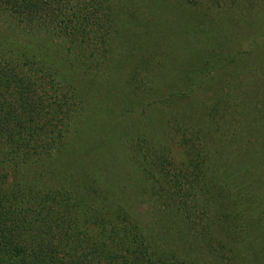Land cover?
<instances>
[{
  "label": "rangeland",
  "instance_id": "374dc122",
  "mask_svg": "<svg viewBox=\"0 0 264 264\" xmlns=\"http://www.w3.org/2000/svg\"><path fill=\"white\" fill-rule=\"evenodd\" d=\"M80 1L79 9L91 2ZM111 1L107 4L111 15L104 17L107 10L103 8L98 14L101 30L84 32L96 39L106 38L105 45L97 42V49L87 46L88 42L81 44L79 36L64 44L44 36L41 26L28 21L14 25L8 14L0 16V36L4 38L0 56L6 57L11 49L15 59L22 56L24 64L14 66V84L22 83L41 93L53 76H65L78 97L83 91L89 95L80 96L76 113L60 116L52 128H43L57 136V145L41 160H29L31 167L24 165L14 174L8 172L4 190L19 181L36 193H53L51 197L58 190L60 194L73 190L66 203L72 201V193L84 202L86 198L94 220L89 219L86 234L75 240L79 241L75 251L80 264H245L233 257L231 235L233 231L243 232L242 224L250 211L235 214L241 222L227 218L223 223L227 232L213 235L215 242L209 238L195 240L192 225L203 227L209 221L208 208L200 202L206 199L198 190L223 177L230 184L237 182L235 188L240 187L250 168L238 170L232 157L243 158L244 166L249 164L253 150H264V0ZM76 3L79 0H69L67 5ZM80 23L70 24L68 34L72 31L74 37ZM103 49V62L93 66L97 71H90L95 78L88 76L81 63H68L70 56L83 50L89 53L91 63V55ZM85 79L91 86L82 91ZM9 93L14 97L16 92ZM17 99L7 97L20 124L14 130L15 137L9 138L8 133L7 138L16 141L17 131H21L19 137H30L33 143L35 128L23 123L24 116L19 119L22 108ZM5 121L0 117V130L2 123L7 127ZM6 145V149L12 148L11 142ZM207 152L209 159L204 156ZM158 158L164 162L157 163ZM165 162L170 163L163 167L171 176L176 169L188 168L199 175L197 187L193 184L186 191L183 185L182 195L188 196L171 197L173 205L183 206L185 202L189 208L184 224L171 217V210L167 217H157L149 198L135 193L139 184L151 185L147 177L162 176L159 165ZM214 173L216 176L211 177ZM2 204L6 213L26 214L35 207L8 198ZM115 206L132 211L139 223L145 224L144 231L150 236L142 237L149 244L146 252L140 234L119 228L116 238L118 227L106 219ZM4 217L5 213L0 223ZM166 219L168 225L163 224ZM179 222L182 229L177 226ZM216 243L225 249L220 250ZM203 255L206 257L202 259ZM248 259L246 264H262L259 259L254 258V263L250 256Z\"/></svg>",
  "mask_w": 264,
  "mask_h": 264
},
{
  "label": "trees",
  "instance_id": "16d2710c",
  "mask_svg": "<svg viewBox=\"0 0 264 264\" xmlns=\"http://www.w3.org/2000/svg\"><path fill=\"white\" fill-rule=\"evenodd\" d=\"M186 1L189 2L193 0ZM197 1L198 0H194V2ZM67 2H69V0H0V16L8 14L9 19L12 20L14 25L17 23L23 24L28 21L30 25L34 23L36 26H41L42 31L44 30V36H52L54 40L59 39L58 41L64 44L68 41H74V39L79 36L81 44L88 42L87 46L90 48H99L96 47L97 42H102L103 45H105L107 42V40L105 41L106 38L96 39L94 35L89 34V32L87 34L84 32L101 30V26L99 22H97V20L100 19L98 14L102 12L101 9L103 8V11L107 10L106 16L104 17L107 18L110 16L112 12L111 9H108L107 4L113 1L91 0L90 3H87L85 7L82 6L81 9H79L80 3L82 4L80 0L79 3H76L73 7L67 5ZM104 17L102 16L101 20H103ZM74 22L81 23L78 27L79 30L76 31L73 37L72 31L68 34L69 30H66V28L70 27V24L73 25ZM59 34H62L63 37H60ZM2 40H4V38L0 36V43ZM9 46L12 47V45ZM103 51L104 49L98 54L91 55L93 60L91 63L88 57L89 53L87 54V51L83 50L81 51L83 54H81L79 51L78 55L70 56L71 59L68 63L70 66H79V63H81V65L84 66L83 68L89 72L88 76L95 78V75L93 73L90 74V71H97L93 66H97L103 62ZM69 52L71 54V51ZM2 53H4V50H2ZM14 55L15 54L12 53L10 49L6 57L0 56V117L5 118V123L8 124L7 127L3 126L4 121H2V129L0 130V218L5 213V217L0 223V264H80L78 260H76L75 251L79 241L76 243L75 240L78 236L86 234V224H89V219L94 220L89 216V211L85 204L86 198L84 202L83 198L72 193V201L66 203V198L71 195L73 190H66L63 194H60L58 190L55 192L54 197H51L53 193H46V191L36 193L22 182L18 184L19 181L13 183L11 186L5 187L7 189L4 190L3 187L5 186V182L3 183V181L7 180L8 172L14 174L24 165L29 168L33 164L29 163V160L33 159L34 161H38L50 154L51 150L57 145V136H54L55 134H50L51 132H45L43 128H52V124L56 122L55 120L60 116L68 117L76 113V108L79 107L78 103L80 96L82 95L81 97L83 98L89 97L88 91L83 90L87 89V85L89 89L91 85L89 84V80L85 79L84 84L80 86L83 88L81 89L83 92H79L80 96L78 97V91L74 89L73 83L65 76L59 78L58 75H56V77L53 76L52 79L50 78L51 81L47 84L46 90H42L43 93H37L32 87L28 88L22 83L14 84V76L12 73L15 68L14 66H24L23 62H21L22 56L19 58V61L15 59ZM9 91L13 93L16 92L14 97L18 99L15 102L22 108V115L19 116V119L24 116L25 119H23V123L25 121V125L29 123L31 125L33 124L35 128L31 133L34 140L33 143L30 137L27 140H24L21 136L19 137L21 131H17L18 137L16 141L7 138L8 133L9 138L15 137L14 130L16 126L20 127V124L17 123L14 118L13 108H10L7 102V97L10 101L14 100V97H12L10 93L8 94ZM36 93L38 94L37 98H35ZM9 118H11V121H8ZM263 128L264 127H262L261 131L262 134L264 133ZM4 134H6L5 139L3 137ZM8 142H11L12 148L6 149V144ZM26 147L28 148L25 150L24 148ZM208 153L209 152L204 155L207 159H209L211 155ZM161 158H158L157 163L159 160L164 162V159ZM232 158H234L236 162L235 166L238 170L246 168L247 166H249L250 169H248V171L246 170L247 172H245L246 176L244 175V178L239 176V178H243L242 181L239 182V184H241L240 187L238 186L235 188L237 182L230 184L228 181H225L224 179H226V177H223L224 175H222L223 178L216 179V183L212 184L213 186L206 187V184H203L204 189L198 191L201 192L202 197L206 199V201L201 200L200 202L204 204L205 208H208L209 221H206L204 224L202 223L203 227H201L200 224H193L192 231L196 230V237H193L195 240L199 238L201 242H204L206 238L215 242V239L212 238L213 235L227 232V230L224 231L223 227V223L227 218L235 217L241 222V219L235 214H239L242 211H250L249 213L247 212L248 218L245 223H241L243 232L233 231L231 235V241L235 243V248L232 251L234 253L233 257L235 259L240 258V261L246 264L250 256L253 263L256 261L255 259H259L261 263L264 264V150H253L252 155L249 156L251 160H249L248 165H244L245 167L242 162L244 160L243 158L237 159L238 156H233ZM9 159L14 160L9 161ZM165 165L170 166V163L167 164V162H165L159 165L161 166V177H159V175L158 177H147L148 180H150L147 181L151 182V185L145 186L144 184H139L135 188V193L137 196H147V198H149L148 200L152 207L155 208L157 217L160 215L161 217H167L171 210L173 212L171 217L183 223L185 218H187V214L189 213L187 209L189 208L185 202L183 206L173 205L171 197L174 196L175 199L177 195H182L183 185L185 184L186 191L193 184L194 187H197L196 184L199 180L197 179L199 175L195 172L193 173V170L189 168L188 171H177V169L174 168L176 169L175 173L171 176L170 173L165 171L163 167ZM215 173L212 174L211 177H215ZM231 173L232 172H229L230 175H234V173ZM18 174L19 173H17V176ZM191 175L193 177L189 182ZM152 178H156V181H152ZM185 189L184 192H186ZM162 193L166 194L165 198L160 195ZM186 195L187 194H183L182 197ZM6 198L13 199L18 204L27 201L29 205H34L35 207L31 209V212L26 214L20 211H8L6 213L2 204ZM59 204L60 206H57ZM119 206L110 209L111 217L106 219L113 224L115 223L114 226L116 225L118 227L115 232H117L119 228H127L130 233L134 232L138 235L140 234V243L144 245V251L146 252L149 244L145 243L146 239L142 241V237L148 238L150 236H148L147 231H144L146 230L145 224L141 225L139 223V218L132 211L131 213L127 211L128 209ZM37 207H39V209ZM55 207L59 209L55 211L53 209ZM180 210L181 213L179 212ZM107 215L109 214L107 213ZM93 222L94 221L91 222L92 225H94ZM155 222L158 221H154L153 223ZM168 223L169 220L166 219L163 224L168 225ZM177 226H180L181 229L183 227L180 222ZM110 230H112V228H110ZM118 233L119 232L115 234L116 238L119 235ZM100 234L103 233L100 231ZM60 238H63L64 241H58ZM80 241L82 240L80 239ZM217 245L220 250L225 249V247H222L219 243ZM217 245H214L213 248ZM171 250H174V253L178 252L175 248H170V251ZM141 251L143 250L141 249ZM201 257L203 259L206 255ZM106 264L110 263L106 261ZM122 264L127 263L123 261Z\"/></svg>",
  "mask_w": 264,
  "mask_h": 264
}]
</instances>
